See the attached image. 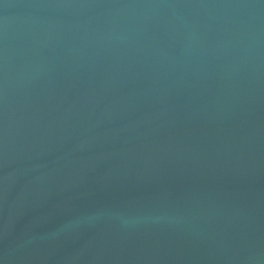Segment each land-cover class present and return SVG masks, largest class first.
<instances>
[{
	"label": "water",
	"instance_id": "95a60500",
	"mask_svg": "<svg viewBox=\"0 0 264 264\" xmlns=\"http://www.w3.org/2000/svg\"><path fill=\"white\" fill-rule=\"evenodd\" d=\"M0 264H264V0H0Z\"/></svg>",
	"mask_w": 264,
	"mask_h": 264
}]
</instances>
